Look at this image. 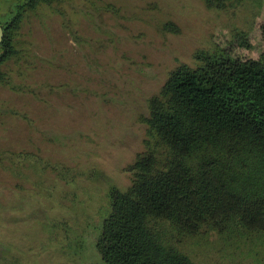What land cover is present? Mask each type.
Returning <instances> with one entry per match:
<instances>
[{"label":"rangeland","instance_id":"374dc122","mask_svg":"<svg viewBox=\"0 0 264 264\" xmlns=\"http://www.w3.org/2000/svg\"><path fill=\"white\" fill-rule=\"evenodd\" d=\"M17 48L0 82V264H104L109 194L132 184L151 97L198 53L260 58L264 0H52ZM172 240L197 264H264V235Z\"/></svg>","mask_w":264,"mask_h":264},{"label":"trees","instance_id":"16d2710c","mask_svg":"<svg viewBox=\"0 0 264 264\" xmlns=\"http://www.w3.org/2000/svg\"><path fill=\"white\" fill-rule=\"evenodd\" d=\"M52 0H0V82L29 13ZM227 9L238 0H204ZM174 32L179 27L168 23ZM180 65L149 101L145 149L112 188L97 247L104 264H197L173 237L204 229L264 235V52ZM4 264V263H1Z\"/></svg>","mask_w":264,"mask_h":264},{"label":"water","instance_id":"95a60500","mask_svg":"<svg viewBox=\"0 0 264 264\" xmlns=\"http://www.w3.org/2000/svg\"><path fill=\"white\" fill-rule=\"evenodd\" d=\"M2 39H3V27L0 24V43H1Z\"/></svg>","mask_w":264,"mask_h":264}]
</instances>
